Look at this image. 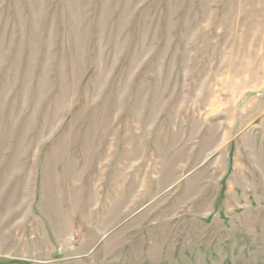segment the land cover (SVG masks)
<instances>
[{"label":"rangeland","instance_id":"374dc122","mask_svg":"<svg viewBox=\"0 0 264 264\" xmlns=\"http://www.w3.org/2000/svg\"><path fill=\"white\" fill-rule=\"evenodd\" d=\"M0 264H264V0H0Z\"/></svg>","mask_w":264,"mask_h":264}]
</instances>
